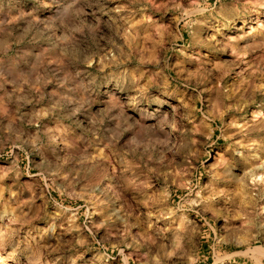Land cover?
<instances>
[{"label": "clouds", "instance_id": "obj_1", "mask_svg": "<svg viewBox=\"0 0 264 264\" xmlns=\"http://www.w3.org/2000/svg\"><path fill=\"white\" fill-rule=\"evenodd\" d=\"M0 264H264V0H0Z\"/></svg>", "mask_w": 264, "mask_h": 264}]
</instances>
